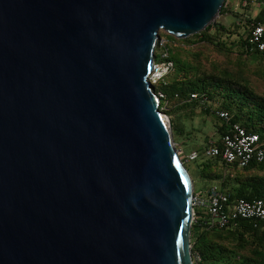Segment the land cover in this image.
Instances as JSON below:
<instances>
[{
	"label": "water",
	"instance_id": "95a60500",
	"mask_svg": "<svg viewBox=\"0 0 264 264\" xmlns=\"http://www.w3.org/2000/svg\"><path fill=\"white\" fill-rule=\"evenodd\" d=\"M227 0H0V264H195L194 182L149 81Z\"/></svg>",
	"mask_w": 264,
	"mask_h": 264
},
{
	"label": "trees",
	"instance_id": "16d2710c",
	"mask_svg": "<svg viewBox=\"0 0 264 264\" xmlns=\"http://www.w3.org/2000/svg\"><path fill=\"white\" fill-rule=\"evenodd\" d=\"M248 1L245 10L252 8L253 3L261 7L255 18L239 16L234 7H229L230 0L220 14L243 20L244 33L239 32L241 22L232 31L225 26L222 29L209 26L191 39L179 40L169 35L167 48L174 70L154 89L157 94L164 95L160 99V108L165 109L162 111L175 116L171 121L174 141L177 137L181 141L190 139L201 132L194 126L190 129L182 120V116H187L192 122L197 110L203 115V124L210 123L216 129L205 136L203 146L193 151L202 153L211 147L222 149L223 137L235 124L249 133L259 134L264 140V54L248 49L252 25H264V0ZM226 35L229 40L224 39ZM231 36L238 38L230 41ZM220 112L229 113L230 120L220 117ZM214 134L219 135L217 140ZM194 162V175L216 182L213 186L228 194L230 202L264 200V161H254L243 168L238 163H226L222 157L200 158ZM195 209L197 214L191 233L195 264H264L263 221L237 219L220 227L212 224L206 209Z\"/></svg>",
	"mask_w": 264,
	"mask_h": 264
},
{
	"label": "built area",
	"instance_id": "2783aa9c",
	"mask_svg": "<svg viewBox=\"0 0 264 264\" xmlns=\"http://www.w3.org/2000/svg\"><path fill=\"white\" fill-rule=\"evenodd\" d=\"M248 2V0L244 1L243 5L247 6ZM167 44L168 42L164 39H160L157 44V48L161 49L162 58L165 60L157 63L155 58L153 71L149 76L153 87L164 81V78L174 70V63L169 60ZM248 49L264 54V25H252ZM157 95L159 99L164 98L161 93ZM193 98H196V95H193ZM219 115L228 121L231 118L227 112H220ZM222 143V149L211 147L202 153L193 151L187 155L186 160L180 156L183 153H180L179 150L178 153L184 163L194 162L200 158L222 157L226 163H238L239 167L243 168L254 161H264V140L259 134L249 133L239 124L232 126V131L223 137ZM194 207L206 209L211 216L212 224H217L220 227H225L237 219H254L264 222V200L238 199L230 202V196L217 186L211 187L205 194L196 193L194 190Z\"/></svg>",
	"mask_w": 264,
	"mask_h": 264
},
{
	"label": "rangeland",
	"instance_id": "374dc122",
	"mask_svg": "<svg viewBox=\"0 0 264 264\" xmlns=\"http://www.w3.org/2000/svg\"><path fill=\"white\" fill-rule=\"evenodd\" d=\"M252 6H253L252 8L245 10L244 9L245 6L243 5L242 0H230V2H229V7H234V9L238 13V15L242 16V17H243V15H246V16H249L252 18H255L258 16V14L261 11V7L256 3H253ZM235 18L236 17H233L230 14H227L224 16H220L218 19V22L222 23V25L225 26L226 29H229L230 31H232L233 29H236L235 28L236 24L240 25L242 22V24L240 25L239 32L244 33V31L246 30L245 23L243 22V20L238 21ZM212 33H214V31H212ZM160 35H161V38L166 40L167 42H169L171 39V37L163 31H161ZM191 38H189V39H191ZM237 38H238V36H236V37L231 36L230 41H235V39H237ZM224 39L229 40V37H227V35H226L224 37ZM164 60L165 59L162 58L161 49H157L156 50V62L160 63V62H163ZM262 86H264V84H262ZM162 110H165V109H162ZM181 113H183V112H181ZM196 115H197V117L195 119H193L192 122L190 121V118L187 116H182V120H183V122L186 121V125L188 127L194 126L196 129H200L201 132L195 133L192 136V138H190V139L184 138V140H182V141L178 137L176 138V144H177V146L180 147L179 152L183 153V155H180V156H182V159L184 158V160H186L187 155L191 151H193L195 148L203 146L204 138L207 134H213L215 132L214 130H216L210 123L203 124V122H202L203 115L200 113L199 110L196 111ZM166 116H168V119L170 120V123L172 126L171 121L175 116H169V115H166ZM192 127L190 129H192ZM216 134L213 135V138L215 140H217L219 138V135H216ZM184 143H186V144H184ZM185 165L193 177L194 190L196 193H202L204 191L206 192L211 186L217 184L216 182H213V181H208V180L206 181V180H201V179L197 178L194 175L195 162H189V163L187 162V163H185Z\"/></svg>",
	"mask_w": 264,
	"mask_h": 264
}]
</instances>
